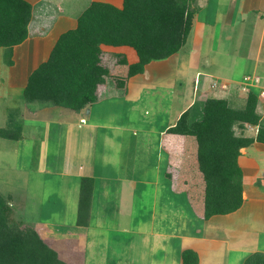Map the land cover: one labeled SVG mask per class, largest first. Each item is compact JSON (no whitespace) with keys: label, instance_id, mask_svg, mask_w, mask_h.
I'll return each mask as SVG.
<instances>
[{"label":"crops","instance_id":"crops-1","mask_svg":"<svg viewBox=\"0 0 264 264\" xmlns=\"http://www.w3.org/2000/svg\"><path fill=\"white\" fill-rule=\"evenodd\" d=\"M26 1L31 4V16L27 25L26 39L22 43L14 45L11 48L0 46V50L3 52L2 54L8 58L7 61H2L3 64H7L6 66H8V69L7 72L4 70L3 76L0 78V91L2 92L0 95L3 96V94L7 92V94L13 97L19 94L18 98H20V100L17 101V105L8 108L6 112V119L3 123V125H6L7 127L2 126V129H12L14 126L18 125L15 124V122L16 119L19 118V120H21L19 125H21L22 134L18 135V133L13 132L14 134H10V137H0L12 139L14 141H20L24 139L25 134L23 135V132L26 131L25 125H30V120L27 117L28 113H26V111H28L26 110V106L33 102H35L37 105L33 110L45 113V120L50 121L60 119V124H63V126L66 127V129L64 127L62 129L58 128V130L62 133H65L66 140H64V143L67 153L65 154V165L62 166L63 168L58 171V174L60 175V182L56 184L58 190L55 194L53 193V197L59 193L60 196L63 195V190L64 193L65 191H73V193L75 192L74 194L79 195L78 199H75L74 202L77 203L78 201L79 203L81 182L82 180L91 179L92 192L89 205V215L87 218L88 223L84 228L87 226V228H89L93 221V223H95L97 226H101L102 223L97 222V220L102 219V216H104L106 219L109 217L117 218V220H115L113 223L114 225L109 223L108 224L111 226L108 224L104 225L105 231L108 232V235L106 234L108 237V240L106 241L107 244H109V242H112V244L118 242L124 243L126 239L121 235L122 233H127L132 236L135 235L137 238L148 235V237H144L145 239L142 241L144 248L142 251H140L142 259L145 257L149 258L147 259L148 264H155L154 258L156 256L155 254L151 257L147 256V252L153 254L158 248L160 251H162L160 252L161 255L159 258L163 256L165 264L167 262H170L171 264H181V251L185 248H191L197 253L199 258L198 264L205 262L207 258V264H219V261L217 260H221L222 262L226 261L227 264H242L244 263L243 261H245V258L243 257L244 255L242 254L248 253L249 256L250 253H264V159L261 157L259 158V156L255 155L254 153V150L257 152L264 151L263 143L255 141L249 146L240 149L242 152L238 157V163L243 173V203L241 207L235 211L227 214H215L208 219H204L202 214H199V212H197L194 206L190 203V215L189 213L185 215L183 210L174 207L177 202V194H172V191L168 193L167 191L168 178L166 176L167 173L165 172V169L170 163L173 162V159H175V162L177 161L176 157L173 158L171 152L174 150V143L177 141V137L179 136L181 138L183 136L170 133L167 131L168 127L172 126L177 121L180 114L188 108L191 111V116H199V105H201L202 101L209 96L227 98L230 104L235 107H242L246 102V99L243 96L245 93H243L241 89L237 88V90H234L231 88L230 91V89L224 90V88H220L219 85L215 87L214 83L217 84L224 80H230L231 82L236 80V78H239L237 77L238 73L233 72V75H231L229 78L225 77L223 73L218 75L213 73V71H211L212 69H210L213 63L208 61L206 58L207 55L203 52L204 46L201 47V45H199L201 43V39H199L197 31L198 29H201V26H206L208 29L209 27L214 28L216 20L219 18L218 16L217 19H214L217 8L216 4L219 2L214 1V5L213 0H201L205 5L202 7L199 6L198 10L194 14L186 43L176 53L165 58V60H160V63H168L165 64L167 65V69L169 67V70H171V67H174L175 75H179L181 77L179 79L180 83L181 80L183 81L186 78L181 73L186 72L182 71L183 69H179L189 68V75L191 77H189L191 80L189 86V101L177 113L175 119L169 124L160 129L156 128L152 130L151 128H147V130L142 131L143 135L140 134V137L138 136L135 139V144L140 145L141 143L142 148L143 146H146V141L155 142L157 138V151H155L154 148L152 151L153 153H150L149 147L148 155L143 154V156H147L146 158L144 157L145 163L147 162L148 164L146 167L145 164H143V166L141 164L139 165V162L142 160L138 157L131 158L126 155L113 157V155L109 154L108 151H102L103 153L98 156L96 154V150L97 147H99L100 142L104 148L107 141H112V139H114V135L111 133V130L126 131L130 129L129 125L123 121L125 110L128 108L124 107L125 104L131 103L132 101L137 103L140 98L139 94L142 91H145V89H155L158 87V85L166 86L165 83H168L167 74L164 75V78L160 80L162 83H150L152 78H150V76L148 77L147 75L149 72V62L144 66V71L142 73L123 77L125 84L119 86L115 84L117 80L113 78V72L122 71L121 74L124 76L126 75L125 69H127V66L115 67L111 61L105 62L102 58L101 62L103 66L108 69L109 73L105 76L103 82L97 85L98 97L93 103L87 104L79 110H73L71 108L56 106L46 102H29L25 100L23 97V90L25 88L24 84H27L30 73L41 62L48 58L50 51L60 34L74 28L77 23V17L90 4V2L94 0H88L85 6L81 7V9L79 8V10L77 9V11L72 7L78 0ZM95 1L109 2L115 6L121 7L123 0ZM245 1L247 4H243V1H240L239 6H237L238 8L235 9L234 13H232L228 26L240 25L237 23H240V21H243L246 18L253 19V22L250 23H252L251 26L253 27L251 32V37H253V40L251 43L254 46H250V57L249 55L245 54L242 55L243 57H239L237 55L236 58L238 57L237 61L247 67L245 71H241L242 76L244 73L257 72L261 78H263L264 83V15L260 17L258 15L257 17L251 13L252 8L250 5L251 3H254L253 6L257 5V0H244V2ZM229 2L232 3L233 0L226 1V5ZM54 8H56V10ZM225 8L226 6L223 7V10L221 11V13H224V15L227 12H225ZM202 12H204V14H202L201 17L200 14ZM199 16L201 17L200 20L204 21L203 23L202 21L198 20ZM226 18L228 19V17ZM236 21L237 23H235ZM222 23L224 24V21H222ZM223 24L220 27L222 28L221 31L225 29L223 28ZM208 29L207 33L209 31ZM202 32L205 33L203 30ZM202 32L200 33L201 35ZM224 35L226 36L225 41L230 42L235 36H237V30L234 29L233 31L229 32V34L224 33ZM197 38L199 40L198 43H196ZM259 44L261 46H259ZM209 48L211 47L208 46L207 49ZM101 49L103 55H107L108 58L114 56L113 54L115 53H113V51H118V49H120L118 52L124 55L128 62L127 64L134 63L138 60L136 51L129 46H112L102 44ZM216 49L218 53L217 55L223 54L222 51H224L225 55L227 56L233 47L230 46L225 49V46H218ZM232 57H234V55ZM219 62L222 64V66L224 65V67H226L228 63L232 62V60L225 62V64L224 61L223 63L222 61ZM230 66L231 65H228L229 68ZM177 76L172 78L175 79L174 84L175 81H178ZM241 78L242 77H240L239 80ZM217 79H219V81ZM171 85L172 87L168 89L174 88L173 84ZM171 85H169V87ZM238 85L240 86V83ZM174 86H176V84ZM180 91L181 94H184L183 90ZM170 95H174L176 97L178 94H176L174 90L173 93H170ZM114 99L117 101V107L115 109L118 110V114H121L122 117L120 120L110 121L108 116L110 113H112L113 101H115ZM195 106H198L197 112H195ZM18 108H20V111ZM258 111L261 114V123L264 124V99L259 100ZM34 114L32 117L35 116ZM49 114L50 117H48ZM24 116L26 117V121H24ZM247 126L252 129H248L245 126V128L242 129V132L245 133L244 131L246 130L254 131L253 136H255L258 128L257 125L247 124ZM164 130L166 131L164 132ZM142 136H144V138H142V140H144L143 143L141 140ZM248 136L252 135L248 134ZM169 148L171 151H169ZM163 153L165 154L166 159L168 158L166 161V166H164L163 163L165 159ZM99 159L102 161H99ZM140 167L143 169V179L146 177L147 180L145 179V181L148 182L147 184L153 186L151 189L152 197H158L157 202L164 206L159 211V213H157L154 209V205H152V211L148 216V229L143 227V225L146 223V219H144L145 216H142L141 218V226L138 222L136 226H133L136 218L134 211L135 209L139 210V206L142 205V202H139V206L136 204L138 192L136 190L137 188H135L137 183L134 180L136 175L137 177L140 175L138 174ZM151 167L155 168H152L153 173L155 174V176H153V180H151L152 176H145ZM125 169L130 170L129 175L125 173ZM47 174L49 175H47L48 180L54 176L52 173ZM163 180H165V182ZM53 184L55 185V183ZM140 188V192L144 194V192H146L145 186L141 184ZM66 194L67 193L64 195ZM147 194L149 193L147 192ZM48 199L51 201V207L49 205L46 207H50L49 211H52L54 208V202L56 200L52 199L50 196ZM66 202L67 204H70L67 200ZM197 202L199 203L198 206L200 205L199 207L202 209V200L201 202ZM78 203L77 206L79 207ZM63 205L64 199H62L60 206L57 205L58 207L55 210H59L61 207H63ZM93 207L95 210L93 213H91ZM72 210H74L76 214L74 215V221L71 223H74V225L76 224L78 227L77 223H75V221L78 219V217H76L77 208L75 205ZM102 213L105 215H102ZM123 214L124 216H122ZM43 216H41L40 219H38L35 223H51L47 221V219H49L50 213L46 215L47 219H42ZM138 217L140 218V216ZM191 217L196 219L194 221L197 223L196 225H192L193 223ZM157 219L160 221V227L156 224ZM151 222L152 225H150ZM172 224L176 227L181 226L186 228L189 226V232L180 229V231H176V233L171 234L168 230H166V228L168 226H172ZM34 226L36 225L34 224ZM137 227L140 229H137ZM199 227H202L201 231H198ZM113 228L117 229L113 231ZM233 228L237 230L234 233H232ZM88 230L84 237L88 238V242L93 243L92 249H94V243L98 244L100 242L99 240H97V242L91 241L94 231L93 229H91L90 232ZM119 233L121 234L119 235ZM242 233L244 236H241ZM165 236L179 239V245L174 242L173 256H171V252L168 251L169 247L165 245V242H159L160 239ZM197 236H199V238H197ZM90 237L91 240L89 241ZM196 239L201 241L197 244L195 243ZM208 241L215 243L214 245L210 244V247L206 244ZM222 241H228L230 248H222ZM149 246L150 249H148ZM94 250H96L98 258L103 264H107L106 260L108 258H123L121 253L110 251V248L106 251V247L103 245L96 246ZM227 251L230 253H226ZM174 256L175 259H172ZM179 258L180 262L178 260Z\"/></svg>","mask_w":264,"mask_h":264},{"label":"trees","instance_id":"trees-1","mask_svg":"<svg viewBox=\"0 0 264 264\" xmlns=\"http://www.w3.org/2000/svg\"><path fill=\"white\" fill-rule=\"evenodd\" d=\"M195 9L189 0H123L121 7L109 2L91 1L77 17L76 26L57 38L48 58L29 75L23 90L25 100L41 101L79 110L97 99V85L109 71L103 66L101 45L129 46L138 60L127 64L123 54L114 55L115 67L127 66L126 75L116 72V84L123 77L144 71L152 60H162L186 43ZM31 4L26 0H0V46L11 48L27 37ZM258 97L249 90L242 107L232 106L227 98L206 97L200 115L192 122L190 109L183 111L167 131L193 136L195 145L183 148V163L194 160L201 179V209L190 191L195 210L208 219L231 213L241 207L242 169L240 149L257 141L264 144V124L258 111ZM245 124L257 125L255 136L244 135ZM11 129L0 128V136L10 137ZM193 148V149H192ZM192 149V152H191ZM91 179L82 180L78 226L88 223L92 192ZM187 190V189H186ZM7 203L0 195V264H68L39 238L34 226L9 224ZM181 264H198L191 248L181 251ZM244 264H264V253L251 254Z\"/></svg>","mask_w":264,"mask_h":264},{"label":"rangeland","instance_id":"rangeland-1","mask_svg":"<svg viewBox=\"0 0 264 264\" xmlns=\"http://www.w3.org/2000/svg\"><path fill=\"white\" fill-rule=\"evenodd\" d=\"M88 0H78L76 1V4L72 7L74 10L77 11L79 8L84 7ZM203 1V0H202ZM201 0H189L190 7L195 9V12L198 10L199 6H203ZM219 2L216 4V12L214 19L216 20V24L214 28L208 29L206 26H201V29H198V37L201 39V43L199 45L204 46L203 52L207 55L208 61H211L213 65L210 69L213 71V73L218 74H224L225 77H231L233 75V72L238 73L237 77H242L240 80L239 78H236L234 81L230 80H224L220 83H214L215 87L219 85L220 88H224V90L231 91V88L234 90L241 89L243 93H245L243 96L246 99L247 94L249 90H254L257 94L258 101L260 99H264V83L263 78L257 73V72H250V73H244L243 76L241 74L242 70H246L247 67L244 64H241L238 60L239 57H243L242 55H249L250 57V46H254L251 41L253 40V37H251L252 32V23L253 19H245L243 21H240V23L237 21L235 23L240 25H233L228 26L230 23V18L232 16V13L235 12V9H237L239 6L240 1H243V4H247V2L244 0H233V2H229L226 5V1L228 0H213V4L215 5V2ZM200 3V4H199ZM231 3V4H230ZM254 3H251V13L255 16L259 17L264 15V0H257V5L253 6ZM225 12L221 13L223 10V7H225ZM253 6V7H252ZM255 7V8H254ZM56 10V8H54ZM54 11V10H53ZM195 14V13H194ZM204 14L202 12L200 16ZM194 16V15H193ZM198 18L199 21L204 22L203 20H200V17ZM228 17V19L226 18ZM262 19V18H261ZM224 21V24L222 23ZM234 23V24H235ZM223 24V29L221 25ZM219 26V27H218ZM239 27V28H238ZM207 29L209 30L207 33ZM237 30V36L234 37V39L230 42L225 41L226 36L225 34H229V32L233 30ZM205 31V33L202 32ZM202 32V35L200 34ZM221 32V33H220ZM198 38L196 39V43H198ZM264 43V41H263ZM197 46V45H196ZM208 46L211 48L207 49ZM225 46V49L228 47H233L230 53L226 56L224 51L223 54L217 55V47ZM259 46H261L259 44ZM249 48V49H248ZM120 51V49H118ZM113 51V53L118 54L120 52ZM3 52L0 50V78L3 76L4 70L8 69V66L2 63L3 60H8L7 56L5 57ZM113 54V55H115ZM234 55V57H232ZM4 56V57H3ZM173 59V58H172ZM103 60L106 62L111 61L114 65V56L111 58H108L107 55H104ZM165 60V59H164ZM229 60H232V62L228 63L226 67L219 61L229 62ZM163 62V61H161ZM167 62L166 63H160V60H152L149 63V72L148 77L152 78L150 80V83H162L160 82L161 79H163L164 75L167 74L168 83H165L166 86H159L155 89H145V91H142L139 95V100L137 103L132 101L131 103H126L124 107H128L127 110H125L123 121L127 123L130 127L129 130L126 131H120V130H111V133H113L112 141H107L105 143V146L103 148L102 143L100 142L99 147H97L96 154L99 156L103 152H109V154L113 155V157L126 155L129 157H138L142 161L139 162V165L143 164L148 165L147 162L145 163L143 154L148 155V148L150 147V153H153V149L155 148V151H157V138L155 142H148L146 141V146L141 148V143L135 144V139L142 134V131L147 130V128L153 129H160L167 124H169L172 120L175 119L177 116V113L187 104L189 101V86H190V75H189V68H180L179 70L185 71L186 73H181L186 77L183 81L181 80V83L179 79L181 78L179 75H175L174 73V67H171L172 69L169 70V67L167 69ZM170 64V63H169ZM33 65V64H32ZM228 65H231L230 68ZM262 67V66H260ZM122 70V69H120ZM119 74L122 71H115L113 72V78H115V74ZM115 75V76H114ZM240 75V76H239ZM177 76L178 81H175L176 86H174V80L172 78H175ZM118 77V76H117ZM161 77V78H160ZM190 77V78H189ZM219 81V79H217ZM230 81V82H229ZM165 82V81H164ZM173 84V89L171 88ZM240 83V86L238 85ZM116 84V83H115ZM1 85V83H0ZM27 84H24V87ZM169 85H171L169 87ZM192 85V84H191ZM3 86V84H2ZM168 86V87H167ZM213 86V85H212ZM175 90V93L178 94L176 97L174 95H170V93H173ZM183 90L184 94H181V91ZM187 90V91H186ZM0 93H2L0 91ZM247 93V94H246ZM212 94V93H211ZM214 94V93H213ZM14 95V94H13ZM19 95V94H18ZM18 95L10 96L7 94L0 95V127L2 126L7 127L6 125H3L6 119V112L8 108L13 107L17 105V101L20 100L18 98ZM115 100V99H114ZM36 103H30L26 106V113H28V119L30 120V125H25V132H23L24 139L20 141H14L12 139L3 138L0 137V195L3 198V202L5 204L7 203L8 210L7 212V221L9 224H18V225H28V226H34L37 230L39 238L44 242L49 248H52L55 253L57 254V258L65 261L68 264H103L96 253L95 247L103 245L106 247V251L110 248V251H116L118 253H121L123 255L122 259H112L108 258L107 264H148L147 259L148 257H145L142 259L141 252L143 250V240L144 237H148V235H145L143 237L132 236L127 233H119L126 241L124 243L118 242L113 243L109 242V244L106 243L108 240V232L105 231V224H112L117 220V218H105L102 216V219L97 220V222L102 223L101 226H97L95 223L92 222L89 228H84L85 226H76L74 223H71L74 221V215L76 212L73 209L74 205L77 208V216L78 217V206L77 203L74 202V200L78 199L79 195H76L73 193V191H65L67 193L64 195V190L61 192L63 195L60 196V193L53 197V193L55 194L58 190L56 187V184L60 182V175L58 174L59 170H61L65 164V154L67 153L65 141L66 136L65 133H62L58 130V128H65L63 124H60V119L57 120H45L43 112H38L37 110H33L34 107H36ZM201 106V105H199ZM117 107V101H113V110L112 113L109 114V120H120L121 114H118V110L115 108ZM200 108V107H199ZM195 112L198 110V106H195ZM201 109V108H200ZM20 111V108H18ZM146 110V111H145ZM47 112H53V111H47ZM35 113V114H34ZM43 113V114H42ZM35 115L32 117V115ZM42 114V115H39ZM22 116V115H21ZM19 117V116H18ZM47 117V116H46ZM50 117V114L48 115ZM26 117L24 116V121ZM199 116L193 115L192 116V122H196ZM16 119L15 124H18L14 126L11 130L12 132L18 133V135L22 134L21 131V125H19L20 121ZM28 123V122H27ZM29 124V123H28ZM245 126L248 129H252L245 124ZM24 131V130H23ZM159 131V130H158ZM166 130H164L165 132ZM72 132V131H71ZM243 133L244 135H252L254 134V131L246 130ZM14 134V133H12ZM30 135V136H26ZM90 136V135H89ZM187 136V145L185 141V137L182 136L181 138L178 136L177 141L174 143V150L171 152L173 158V162L170 163L166 171V176L168 178V186L167 191L168 193L172 191V194H177V202L176 205H174L175 208L183 210L185 212V215L189 213L190 215V205L192 204L190 202V194H188V189H190L189 192L194 195L193 199L196 204H199L197 201L201 202L200 200V191H201V179L198 171L196 170V167L193 166L194 160L192 158H187V162L185 165H188L190 163V168L188 166H182L183 163V148L185 145V149L187 148L189 152V145L193 146L195 145L193 136ZM72 137V134H71ZM144 138V136L141 137ZM184 138V139H183ZM166 139V138H165ZM87 140V139H86ZM144 140H142L143 143ZM138 145V146H137ZM152 145V146H151ZM162 147V146H161ZM165 147V146H164ZM163 148V147H162ZM173 149V148H172ZM193 149V148H192ZM191 149V152H192ZM70 150V148H69ZM169 151L171 149L169 148ZM240 152H242L240 150ZM74 153V152H73ZM255 155H258L259 158L264 159V151H255ZM95 154V155H96ZM170 155V154H169ZM97 156V157H98ZM143 156V157H141ZM152 156V155H151ZM163 156L165 157V154L163 153ZM257 158V157H256ZM168 159V158H167ZM166 157L163 161L164 166L167 165ZM258 159V158H257ZM99 161H102L99 159ZM138 167V166H137ZM147 167V166H146ZM149 170L145 176H155L153 173V168ZM143 169L140 167V171L135 176L134 180L137 183V196L138 199L136 200L137 206H139V202H142V205L139 206V210L135 209V221L134 225L136 226L137 222L139 225L142 221V216H145L144 219H146V223L143 225L144 228L148 229V221H149V214L152 211V205H154V209L157 213L164 207L163 205H160L159 202H157L158 197H152V185L147 184L148 182L143 179ZM47 173H52L54 176L48 180ZM125 173L129 175L130 170L125 169ZM49 176V175H48ZM147 180V179H146ZM260 180V179H259ZM161 181V180H160ZM165 182V180H163ZM55 183V185L53 184ZM62 183V182H61ZM141 184L145 186L146 192L144 194L141 191ZM259 184V183H258ZM173 188V189H172ZM187 189V190H186ZM249 189V187H248ZM147 192L149 194H147ZM49 196L56 200L54 202V208L52 211H49V208L51 207L50 200L48 199ZM66 196V197H65ZM65 197V198H64ZM57 198V199H56ZM64 199V205L59 210H55L58 206L61 205V201ZM70 203L67 204L66 200ZM58 201V202H57ZM60 203V204H59ZM75 203V204H74ZM191 203V204H190ZM42 204V206H41ZM79 204V203H78ZM49 205L50 207H46ZM58 205V206H57ZM144 205V206H143ZM41 206V210H40ZM68 206V207H67ZM144 207V208H143ZM45 209V210H44ZM143 209V210H142ZM146 209V210H145ZM95 208L93 207L91 213ZM173 210V209H172ZM182 211V212H183ZM190 211V212H189ZM183 212V213H184ZM50 213L49 219L46 218V215ZM200 214V213H199ZM45 215V216H43ZM102 215H105L102 213ZM43 216L42 219H47V221L51 222L49 224L44 223H35L40 217ZM115 216V214H114ZM124 216V214L122 215ZM140 216V218L138 217ZM192 218V217H191ZM137 220V221H136ZM196 219L192 218V225H196L195 223ZM55 222V223H54ZM160 221L158 219L156 220V224L159 226ZM71 223V224H70ZM77 223V221H75ZM133 223V222H132ZM108 224V225H109ZM152 225V222L151 224ZM111 226V225H109ZM141 226V225H140ZM139 226V227H140ZM113 227V226H112ZM151 227V226H149ZM160 227V226H159ZM158 227V228H159ZM89 229V230H88ZM91 229H93L94 233L92 234V240L91 237L89 241L97 242L99 240L100 243L95 244L94 243V249L93 243L88 242V238H85L84 235L87 234V230L90 232ZM117 228H113V231ZM135 229V228H134ZM137 229H140L137 227ZM180 229L186 230L189 232V226L188 227H181V226H168L166 230H168L171 234L176 233V231H180ZM202 227H199L198 231H201ZM237 230L235 228L232 229V233L236 232ZM110 232V231H109ZM201 235V234H200ZM241 236H244L243 233ZM199 238V236H197ZM208 239V237H207ZM209 240V239H208ZM153 241V240H152ZM181 241V240H180ZM195 243H199L201 240L196 239ZM159 242H165V245L169 247L168 251L171 252V256H173L174 251V242H176L178 245L180 244L178 238H171V237H163L160 239ZM211 242V243H210ZM215 242L212 243V241L206 242L208 246L214 245ZM221 247H226L227 249L230 248L228 241H222ZM211 247V246H210ZM150 249V246L148 247ZM109 251V255H110ZM90 252V253H89ZM162 251L159 250V248L156 250V252L148 253L147 256H153L155 254V264H165L163 256L159 258ZM230 253V252H226ZM227 254V257H228ZM252 253H250L251 255ZM133 255V257H132ZM245 260L250 256H248V253L242 254ZM112 257V256H111ZM226 257V258H227ZM242 257V258H243ZM103 258V257H102ZM132 259V260H130ZM175 259V256L174 258ZM104 260V259H103ZM180 262V258L178 259ZM177 260V261H178ZM219 261V264H227V262ZM132 262V263H131ZM245 262V261H243ZM199 263V258H198ZM207 264L208 258L205 260V262H201L200 264ZM210 263V262H209ZM166 264H171L170 262H167ZM241 264V263H240ZM244 264V263H242Z\"/></svg>","mask_w":264,"mask_h":264}]
</instances>
